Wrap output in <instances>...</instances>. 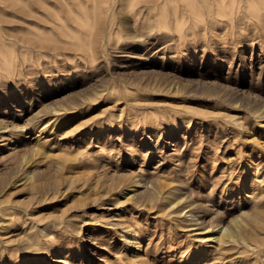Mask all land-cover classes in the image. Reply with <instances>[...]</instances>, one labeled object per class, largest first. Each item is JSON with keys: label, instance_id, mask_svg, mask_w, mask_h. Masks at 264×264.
Instances as JSON below:
<instances>
[{"label": "rangeland", "instance_id": "374dc122", "mask_svg": "<svg viewBox=\"0 0 264 264\" xmlns=\"http://www.w3.org/2000/svg\"><path fill=\"white\" fill-rule=\"evenodd\" d=\"M151 1L0 0V264H207L179 209L213 203L232 230L260 207L264 0ZM81 6L106 33L76 48L57 29ZM139 175L161 184L143 203L106 192ZM259 239L208 264H264Z\"/></svg>", "mask_w": 264, "mask_h": 264}, {"label": "bare ground", "instance_id": "6f19581e", "mask_svg": "<svg viewBox=\"0 0 264 264\" xmlns=\"http://www.w3.org/2000/svg\"><path fill=\"white\" fill-rule=\"evenodd\" d=\"M162 1L163 0H154L151 2H155V4H159ZM181 1L184 3V6L182 9H186V10L188 9L193 14H197L198 11H202V9H197V5H196L197 3H195L194 0H181ZM12 6L15 9H19L18 11H20L21 13H24L23 11H25L20 3H14V4H12ZM177 10H180V7H176L173 9V12L176 11L174 13L175 18L177 16H179V15H177ZM26 12H25V14L28 13V12L27 13ZM46 12L48 13V15L58 16L57 15L58 13H55L53 11L46 10ZM220 12H222V11L219 8H217L215 11L211 12V15H214V14L220 15ZM66 16L70 20H72L73 23H76V24H78V26H80V29L85 33V36L80 35L79 31H81V30H79V31L78 30H72L71 28H69L67 26H62V25L58 26L57 32L58 33H67L68 35H70L71 38L74 39V42L78 44V46L76 48L80 47V45H83V44L90 45L91 43H93L94 45H96L98 43V41L106 33L104 22L99 17V13L96 12L94 9L88 10V9L81 6V7H79L78 14H74L72 11L71 12L69 11L66 14ZM77 18H80L83 22L81 20L78 21ZM88 18L93 19V21L89 22ZM91 23H93V25H95V26L91 25ZM74 31H76L79 34L73 33ZM54 39H56V37ZM24 40L29 44H33L35 42L34 39L32 41L31 38H24ZM3 62H5V61H3ZM260 113H262V112H260ZM260 117H264V114H262V115L260 114ZM234 124L236 125V128L240 132L246 131L242 120L234 119ZM1 128H3L5 130L7 127L4 126V127H0V129ZM248 135H250V133H248ZM255 144L264 149V144H261V143L259 144V142L257 143V141L255 142ZM118 178H116V179H118ZM121 179H123V178H121ZM118 180H120V179H118ZM178 180H180V183H178V184H181V183L185 184V182L181 181V179H178ZM125 181H128L127 184H122V185H120L119 183L116 184V183H114V181H112L109 184L108 190L106 192H113L114 193L116 188H118L120 191H122L123 185L127 186L128 188L137 187L134 190V193L128 197L132 198V196H134L136 203H143L148 198L154 197L155 185L158 187L161 186V184L159 186V182L157 183L156 180H154V179L145 180V179H142V177L140 175L138 177H136L134 180L128 179ZM227 181H228V183L222 187V192H224V194H228L230 192L231 188L236 184L237 179L235 178V181H233V182H231L230 179H228ZM121 182L122 181H120V183ZM25 183L27 184L29 182H27V180H26ZM115 184H116V186H115ZM246 184H247V180H245L241 184H237L236 188H233L232 190L239 192L238 194H240V192L246 188ZM162 186H163V184H162ZM30 187L32 188L33 185H30ZM185 189H187V188H185ZM191 195L189 194V196H191ZM258 195H259L260 207L257 205L253 206L251 214L249 213V216H247V218H244L239 224L236 223L235 228H232V230L229 229V228H231L229 223H228L229 225L228 224L224 225V223H222V220L226 216V211H224V209L223 210L220 209L219 207H217L213 203H209L210 207H208V204H204L202 207V204L201 205L200 204L198 205V203L194 204V202H195L194 201L193 203H190V204L183 206L179 209V211H181L185 207H190V209H191V207H193V206L196 207V205H198V208H201V209H198L196 211H192V210L188 209L187 212L189 214L185 215L183 217L185 219V221L187 222V224L184 222L186 224V226L181 227L180 229H182V230L185 229V232L191 233L192 235H197L198 232H200L199 230H205L204 232L201 231L203 235L198 236L196 238V240L194 239V241L195 242L196 241L205 242V245L202 246V250H204L206 247L205 252H207V253H205V255H203V254L202 255H203V257H205L204 260L207 264L212 263L213 261H216V260H218L219 262L222 263L223 259H226V258L232 256L233 255V253L231 252L232 251V243L242 244L246 248L251 249L252 252H257L261 249V244H263V241L259 239V235H261V233L264 230V184L260 185L259 190H258ZM193 196L194 195H192V198H193ZM184 198L186 199V197H183L182 199H184ZM209 200H211V199H209ZM244 200L245 201L252 200V196L245 197ZM179 201H181V200H179ZM226 203H227V201H226ZM169 205H170V207L168 209H171L174 205H177V204H176V202H173V203H170ZM204 207H205V209H202ZM172 209H175V208H172ZM199 213H202V215L200 214L201 216H198ZM204 213H207V214L204 215ZM241 213H242V215H244V212H241ZM245 215H246V212H245ZM214 217L217 220L213 222L212 220ZM207 218H208V220H207L208 223L206 221ZM173 222L176 223L175 220ZM209 222H211V224H209ZM205 223L208 225H204ZM178 224H180V226L183 225V224L181 225L180 222ZM178 224H176L177 228L180 227ZM112 226L114 227V226H116V224L113 223ZM173 226H174V224H173ZM124 227L126 228L127 226H124ZM174 227H176V226H174ZM214 228H216V229H214ZM121 230H122V228H121ZM192 232H197V233H192ZM128 242L129 241H127V243ZM186 247H189V245ZM27 249H30V247L28 246ZM184 249L186 250V248H184ZM35 251L36 252H34V253H38V251H41V250L38 248V249H35ZM181 252H183V250Z\"/></svg>", "mask_w": 264, "mask_h": 264}]
</instances>
